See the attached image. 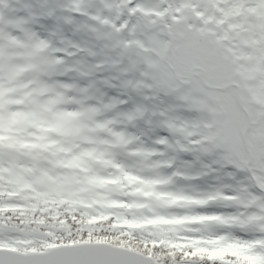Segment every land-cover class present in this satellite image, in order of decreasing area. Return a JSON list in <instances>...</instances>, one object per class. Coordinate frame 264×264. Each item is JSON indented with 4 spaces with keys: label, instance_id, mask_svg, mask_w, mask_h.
<instances>
[{
    "label": "snow or ice",
    "instance_id": "6c2138e0",
    "mask_svg": "<svg viewBox=\"0 0 264 264\" xmlns=\"http://www.w3.org/2000/svg\"><path fill=\"white\" fill-rule=\"evenodd\" d=\"M48 14L72 32L66 55L91 34L172 103L143 127L140 110L101 118L31 6L0 0V264H264V0Z\"/></svg>",
    "mask_w": 264,
    "mask_h": 264
},
{
    "label": "rangeland",
    "instance_id": "374dc122",
    "mask_svg": "<svg viewBox=\"0 0 264 264\" xmlns=\"http://www.w3.org/2000/svg\"><path fill=\"white\" fill-rule=\"evenodd\" d=\"M23 3L29 4L35 13L34 16L28 17L29 26L35 34L46 40L52 48L64 49L54 55L63 57L66 61L65 66L73 70L60 79L75 84L78 89H88L86 94L73 92L72 95L81 98L87 96L85 101L87 104L101 108V118L122 119L124 115L136 114L137 110H140L144 112L142 118L138 116V123L142 127L145 120L157 122L163 119L159 113L166 112L172 100L163 93H156L144 87H134L137 81L143 79L139 72L125 71L126 63L122 65L114 63L117 57L104 48L103 42L97 41L91 34H82L75 39L82 44L85 51L76 56H68L66 52L69 45L61 41L73 38L72 32L67 26L62 25L57 17L49 16L48 0H23Z\"/></svg>",
    "mask_w": 264,
    "mask_h": 264
}]
</instances>
